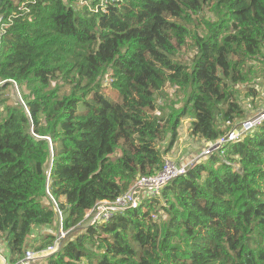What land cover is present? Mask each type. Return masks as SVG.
I'll return each instance as SVG.
<instances>
[{
	"label": "trees",
	"instance_id": "1",
	"mask_svg": "<svg viewBox=\"0 0 264 264\" xmlns=\"http://www.w3.org/2000/svg\"><path fill=\"white\" fill-rule=\"evenodd\" d=\"M81 1L0 0L8 263L36 230L62 224L44 264H264V123L159 195L85 224L98 202L163 169L184 119L208 143L245 119L235 90L264 65V0ZM168 87L182 96L169 115L158 106ZM56 237L41 232L29 249Z\"/></svg>",
	"mask_w": 264,
	"mask_h": 264
},
{
	"label": "built area",
	"instance_id": "2",
	"mask_svg": "<svg viewBox=\"0 0 264 264\" xmlns=\"http://www.w3.org/2000/svg\"><path fill=\"white\" fill-rule=\"evenodd\" d=\"M264 123V109L260 110L258 113L246 118L241 123H231L228 122L227 125L230 126L228 130L218 141L212 144L210 147L205 149L199 157V161L196 160L197 157L191 158L184 164H177L173 161L166 160L163 169L156 175L142 176L138 178L130 189L119 196L114 201H100L96 204L94 209L88 212V218L90 219V225H96L101 221L111 220L117 212L125 211L127 208L136 206L138 199H136V194L139 191L144 192V196H157L160 191L174 179L186 175L190 168L194 167L197 163L204 161L211 154L220 151V153L225 154V148L233 143L239 141L244 135L254 131L256 128ZM61 219L62 214L59 213ZM61 232L57 234V239L54 245L42 251H33L27 249L24 258L19 262V264H44L51 255L57 253L63 243L65 238V233L62 227ZM0 262L2 264H9L6 262L5 257L0 252Z\"/></svg>",
	"mask_w": 264,
	"mask_h": 264
},
{
	"label": "rangeland",
	"instance_id": "3",
	"mask_svg": "<svg viewBox=\"0 0 264 264\" xmlns=\"http://www.w3.org/2000/svg\"><path fill=\"white\" fill-rule=\"evenodd\" d=\"M81 3H82V1L80 0V4ZM184 54H185L184 59L187 61V63H190L192 58L195 56V52H193L192 50H189V49H187V51L184 52ZM255 69L259 70L260 73L258 76L254 77V79L252 80L253 84H250L248 86L240 85L235 90V94H236L235 100L238 101L242 105L243 109L245 110V113H246L245 119L248 116L253 115L256 111L264 108V65L257 64L255 66ZM109 85L110 84H108V86ZM166 89L168 92V97H166L163 100H160L158 106H160V108L163 109V113L169 115L171 113H174L175 110L181 108L182 104H181V100H179L178 96L179 97H182V96L180 93H178L176 91V88L168 87ZM16 90H17L16 86L14 85V93H16ZM107 93L111 94V92L109 90H107ZM16 95H17V99H20L18 96V93H16ZM9 99H11L9 104L12 105L15 100L13 98H9ZM241 122L242 121H238V123H241ZM169 140L170 139H168L164 144H162V146H161L162 150L166 148ZM200 143H201V140L198 137L194 136L192 133V118H186L181 123V127L179 128V135L177 137L176 143H175L172 151L168 155H166L165 158H166V160L173 161L176 163H180L183 160L187 159L188 156L191 155L192 153H196L194 157H197L196 160L199 161V157L202 156L201 153L203 152V150L207 149L208 147H210L212 145V143L207 142L208 146L201 151V144ZM200 151H201V153H200ZM194 157H192V158H194ZM141 198L142 199L144 198V192L143 191H139L136 194V199L141 200ZM60 223L61 222L59 220V224ZM87 223H88V220L85 222V224H87ZM60 225L58 227L54 226L52 229L48 228V230H46V229L45 230H43V229L36 230V232L33 235H31V237H34L31 240L32 245L36 241V239L39 237L41 232L48 231V232H54L56 235L57 234L59 235V233L61 232ZM32 245H30L29 248L34 249V247H32ZM4 249L5 248H2L0 250V252L2 253V255L4 257H7L8 252H6Z\"/></svg>",
	"mask_w": 264,
	"mask_h": 264
},
{
	"label": "crops",
	"instance_id": "4",
	"mask_svg": "<svg viewBox=\"0 0 264 264\" xmlns=\"http://www.w3.org/2000/svg\"><path fill=\"white\" fill-rule=\"evenodd\" d=\"M261 110V109H260ZM260 110H258V111H256L254 114H256L257 112H259ZM253 114V115H254ZM251 116V115H250ZM249 117V116H248ZM201 144V151L203 150V149H205L207 146H208V143L207 142H201L200 143ZM203 145V146H202ZM201 151H200V153H201ZM204 151V150H203ZM195 154L196 153H192L191 155H189L188 156V158L187 159H185V160H183L182 162H180V163H185V162H187L189 159H191L192 157H194L195 156ZM34 237H31L30 238V242L28 243V246L27 247H29L30 246V243H32V239H33ZM1 248H0V250L4 247L3 245H1L0 246ZM29 249V248H28Z\"/></svg>",
	"mask_w": 264,
	"mask_h": 264
},
{
	"label": "clouds",
	"instance_id": "5",
	"mask_svg": "<svg viewBox=\"0 0 264 264\" xmlns=\"http://www.w3.org/2000/svg\"><path fill=\"white\" fill-rule=\"evenodd\" d=\"M229 122H231V121H229ZM228 123V122H227ZM232 123V122H231ZM218 141V140H217ZM215 142H213L212 144H214ZM232 145V144H231ZM230 146V145H229ZM229 146H227L226 148H225V150H227V148L229 147ZM219 153H220V151H218ZM221 155H222V153H220ZM211 155H213V154H211ZM210 155V156H211ZM223 155H225V154H223ZM139 200V199H138ZM89 212V211H88ZM88 216V213H87V215H86V218H87V220H88V223L90 224V219L87 217ZM62 227V224L60 225V228ZM63 229V228H62Z\"/></svg>",
	"mask_w": 264,
	"mask_h": 264
},
{
	"label": "water",
	"instance_id": "6",
	"mask_svg": "<svg viewBox=\"0 0 264 264\" xmlns=\"http://www.w3.org/2000/svg\"><path fill=\"white\" fill-rule=\"evenodd\" d=\"M6 83H7V82H5V83H3V84H6ZM15 86H16V85H15ZM16 89H17L16 91H18V88H17V86H16ZM26 251H27V250H26ZM51 256H52V255H51ZM51 256H50V257H51Z\"/></svg>",
	"mask_w": 264,
	"mask_h": 264
},
{
	"label": "bare ground",
	"instance_id": "7",
	"mask_svg": "<svg viewBox=\"0 0 264 264\" xmlns=\"http://www.w3.org/2000/svg\"><path fill=\"white\" fill-rule=\"evenodd\" d=\"M5 260H6V262H9V261H8V257H5Z\"/></svg>",
	"mask_w": 264,
	"mask_h": 264
}]
</instances>
